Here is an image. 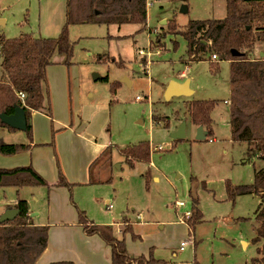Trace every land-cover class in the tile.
Listing matches in <instances>:
<instances>
[{"label": "rangeland", "instance_id": "374dc122", "mask_svg": "<svg viewBox=\"0 0 264 264\" xmlns=\"http://www.w3.org/2000/svg\"><path fill=\"white\" fill-rule=\"evenodd\" d=\"M147 4V27L143 29L133 23L118 26L95 21L69 26V38L75 44L73 63H60L63 57L55 55L57 63L48 66L50 103L59 105V113L44 117L50 134L41 130L45 136L40 137L49 138L52 146L58 144L55 134L63 129L59 122L66 106L60 104L66 82L71 94L67 126L77 132L83 126L86 137L106 145V157L95 162L92 176L95 180L111 178L94 188L80 186L79 196L85 200L93 195L94 204L108 212V219L121 222L122 231L133 224L134 232L155 249L153 256H145L155 260L150 264H253L262 243H253L255 211L263 198L232 196L229 185L252 184L255 170L264 167V162L247 160V143L233 141L230 134L229 61H219L213 70L210 46L188 51L187 39L169 25L175 19L185 29L192 20L221 19L227 12L226 0H186L187 13L181 11L179 0H147ZM65 20L66 0H0V35L8 38L23 33L58 37ZM254 53H264L263 42ZM174 82H188L192 93L167 99ZM194 100L218 102L211 113L213 133L206 140L197 139L199 126L188 113ZM183 122L186 136L174 142L172 134ZM31 123L34 126L32 116ZM61 137L66 144L60 149L62 159L55 149L60 169L61 160L80 152L72 150V140L65 134ZM0 139L30 142L26 131L5 126H0ZM143 142L151 147L150 164L136 161L132 167L120 151ZM37 186L45 192L43 185ZM32 193L33 187L24 186L19 196H27L36 213L43 208V200H36ZM106 197L113 203L111 210ZM193 197L204 216L189 232L180 219L187 211L192 213ZM17 198V187L0 186V215ZM178 201L185 206L176 207ZM182 242L184 250L179 248Z\"/></svg>", "mask_w": 264, "mask_h": 264}, {"label": "trees", "instance_id": "16d2710c", "mask_svg": "<svg viewBox=\"0 0 264 264\" xmlns=\"http://www.w3.org/2000/svg\"><path fill=\"white\" fill-rule=\"evenodd\" d=\"M147 5V0H66V20L58 37H35L31 33L12 38L0 35V114H12L16 106L24 108L28 123L26 133L30 139L29 143H7L0 139L1 154L14 155L31 148L34 141L31 116L34 111H41L52 117L46 71L48 66L57 63L55 55L63 57L61 63H73L75 44L69 38V26L95 21L118 26L133 23L142 25L143 29L147 27ZM226 5V15L221 19L192 20L185 29H180L175 19L169 25L172 31L187 39L188 51L198 50L205 47V44L210 46L213 70L217 69L219 61H229L230 97L227 102L230 134L233 141L247 143V160L257 158L264 162V57L254 53L256 45L264 43V0H226ZM232 49L239 51L241 55L234 56ZM104 80L109 79L106 77ZM217 104L213 100H194L188 108L190 119L196 125L203 126L207 136L213 133L211 113ZM0 126L16 130L4 124L1 119ZM150 148L148 143L143 142L128 146L120 152L133 167L136 161L150 164ZM106 151L107 148L100 158L106 157ZM95 162L90 167L89 182H111V178H93L92 168ZM150 172L146 173V184L149 183ZM55 184L70 189L73 187V183L67 180L62 171ZM31 185L47 187L50 183L32 165L0 168V186L20 189ZM229 189L232 196L254 194L263 198L255 211L257 226L253 238L254 244L262 243L258 247L259 257L252 262L264 264V167L255 170L252 184H230ZM193 199L189 228L204 216L198 207V199ZM10 207L18 209L19 214L14 220L0 224V264H35L48 245V226L35 224L25 199L17 198L16 203ZM78 214L86 234L101 235L111 247L113 264H150L155 261L153 258L148 260L143 255L129 254L125 235L134 232L131 224L120 235L114 225L95 223L87 217L84 210H80ZM50 264L73 263L65 261Z\"/></svg>", "mask_w": 264, "mask_h": 264}, {"label": "crops", "instance_id": "0c3cea01", "mask_svg": "<svg viewBox=\"0 0 264 264\" xmlns=\"http://www.w3.org/2000/svg\"><path fill=\"white\" fill-rule=\"evenodd\" d=\"M61 62L62 59L60 63ZM64 90V94H61L62 98L60 105L62 106L65 104L66 109L59 122L63 129L60 130L61 132H56L57 134L54 133L55 138L58 140L57 146H52V141L49 140V138L40 137V135L45 136L42 132L43 130L46 135L49 136L50 134V130L45 127L44 122V117L48 115L41 111H34L32 114V120L34 123L33 145L29 150L15 153L10 157L0 155V168L32 165L35 170L50 183V186H44V193L41 192V187L37 185L30 186L33 187L32 196H35L36 200H43V208L36 213L33 211L34 208L31 207L29 198L25 195L22 196V199H25L29 204V212L35 224L48 226V245L35 264H50L65 261L73 264H113L111 247L101 235L86 234L82 223H80L78 214L80 210H84L87 217L93 222H101L100 224L111 226L114 225L117 233L122 235V228H120L121 222L117 223L115 220L108 219V212H106L103 207L94 204L95 198L93 195L84 200V198L79 196L77 192V189H79L80 186H91L94 188L98 185H103L102 183H107L104 181L97 182L96 184L89 182L91 175L90 167L96 159L100 158L106 145L100 143L94 137H86L88 134L86 131L82 132L85 129L83 126L81 127V131L78 132L76 129L74 131L72 127L67 126L69 124L68 110L71 94H69L68 84L66 85V82H64ZM52 102L53 107L51 106L49 96V105L52 108V112L59 113V105L55 101ZM53 120H55L54 117ZM55 121L58 122V120ZM63 134L66 135V138L72 140L71 147L75 148L72 150L76 151L77 149H80V152L79 154H72L70 158L67 157L66 159H63L64 161L61 160L60 169L59 159L57 154H55V149L57 148L58 154H60L61 147L63 145L66 146L64 138L61 137ZM77 143L78 147H75ZM85 146H88L87 151L83 149ZM60 156L62 159L61 154ZM60 171L65 174L69 182L73 183L71 189L67 186H58L55 184L59 180ZM106 171L107 170L102 169V174H106ZM106 179L107 178H102L100 180ZM155 180L158 181L159 178L156 176ZM23 188L24 187L18 189V198L20 197L19 195ZM92 190L95 189H90V192H92ZM41 193L43 195H40ZM105 201L107 209L111 210L113 203L110 201V198L106 197ZM15 203L16 202H13V205ZM110 205H112V207H110ZM176 207H178V205H176ZM122 217L124 218L125 216ZM180 220L182 221V219ZM113 221L114 223L112 224ZM182 222L186 223L189 228L188 221ZM133 233L129 232L125 235L126 248L128 249L129 254L133 256H153L155 249H151L152 245L145 242V239L141 235L135 233L137 236L135 237ZM135 240H137V242H135ZM244 243H247L248 245L247 241H243V244ZM179 248L184 250V246L181 247L180 245ZM173 253L174 255H177L176 252ZM165 264L171 263L166 261Z\"/></svg>", "mask_w": 264, "mask_h": 264}, {"label": "water", "instance_id": "95a60500", "mask_svg": "<svg viewBox=\"0 0 264 264\" xmlns=\"http://www.w3.org/2000/svg\"><path fill=\"white\" fill-rule=\"evenodd\" d=\"M183 3L182 5V9L181 11L184 13H187L189 10V6L185 5V1L186 0H179ZM166 22V21H164ZM231 53L234 56H238L241 55V53L235 49L231 50ZM262 57H264V53L261 55ZM99 76H97L96 78H98ZM192 93V90L190 89V87H188V82H184V83H178V82H174L171 83L167 93H166V97L167 99H171L174 96H181V95H190ZM0 119L1 121L6 124L7 126L11 127V128H15L18 130H22V131H26L27 127H28V123H27V118H26V113L24 108L16 106L15 111L12 114H5V113H1L0 114ZM185 128H186V122H183L181 124V127L175 131L173 135V139H183L186 135H185ZM207 132L204 130L203 126H199L198 130H197V139L198 140H206L207 139ZM19 214V210L9 207L4 213H2L0 215V224L4 223L6 221H12L14 220Z\"/></svg>", "mask_w": 264, "mask_h": 264}, {"label": "built area", "instance_id": "2783aa9c", "mask_svg": "<svg viewBox=\"0 0 264 264\" xmlns=\"http://www.w3.org/2000/svg\"><path fill=\"white\" fill-rule=\"evenodd\" d=\"M141 52H143V51H141ZM213 58L216 59V56H214ZM22 98H24V95H22ZM176 205L183 206V205H185V202L178 201ZM110 207H112V205H110ZM183 216L184 217L182 218V221H188L192 215H191V212L187 211ZM184 245H185V242H182L181 247H183Z\"/></svg>", "mask_w": 264, "mask_h": 264}]
</instances>
